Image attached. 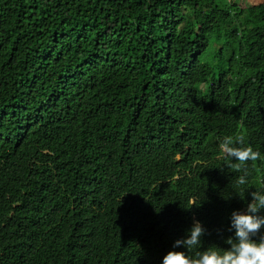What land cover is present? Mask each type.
I'll return each instance as SVG.
<instances>
[{"label": "trees", "instance_id": "16d2710c", "mask_svg": "<svg viewBox=\"0 0 264 264\" xmlns=\"http://www.w3.org/2000/svg\"><path fill=\"white\" fill-rule=\"evenodd\" d=\"M249 1L0 0V264H160L194 221L229 247L264 187V160L238 186L218 155L264 153Z\"/></svg>", "mask_w": 264, "mask_h": 264}, {"label": "clouds", "instance_id": "9594fccd", "mask_svg": "<svg viewBox=\"0 0 264 264\" xmlns=\"http://www.w3.org/2000/svg\"><path fill=\"white\" fill-rule=\"evenodd\" d=\"M219 158L228 162L229 167L243 171L236 178L238 186L248 183L247 165L250 161L264 160V153L244 146L242 140L224 136L218 140ZM250 201L243 210L232 211L229 217V231L226 250L212 246L200 251L205 228L194 221L184 237L177 239L160 260V264H264V187L248 193ZM175 249H183L177 251ZM195 250V251H194ZM194 251V254L189 253Z\"/></svg>", "mask_w": 264, "mask_h": 264}, {"label": "rangeland", "instance_id": "374dc122", "mask_svg": "<svg viewBox=\"0 0 264 264\" xmlns=\"http://www.w3.org/2000/svg\"><path fill=\"white\" fill-rule=\"evenodd\" d=\"M218 1L222 4L225 0H218ZM228 1L230 4L237 5L238 7L241 8H246L250 4L249 0H228Z\"/></svg>", "mask_w": 264, "mask_h": 264}]
</instances>
